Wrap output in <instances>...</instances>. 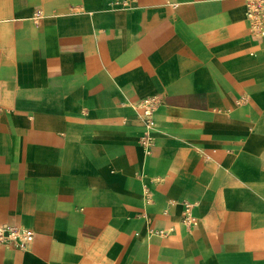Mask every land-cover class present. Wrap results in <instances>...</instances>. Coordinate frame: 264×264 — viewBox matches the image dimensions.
I'll use <instances>...</instances> for the list:
<instances>
[{
  "label": "crops",
  "instance_id": "crops-1",
  "mask_svg": "<svg viewBox=\"0 0 264 264\" xmlns=\"http://www.w3.org/2000/svg\"><path fill=\"white\" fill-rule=\"evenodd\" d=\"M119 1L0 0V225L34 233L0 264H264L246 0Z\"/></svg>",
  "mask_w": 264,
  "mask_h": 264
},
{
  "label": "built area",
  "instance_id": "built-area-1",
  "mask_svg": "<svg viewBox=\"0 0 264 264\" xmlns=\"http://www.w3.org/2000/svg\"><path fill=\"white\" fill-rule=\"evenodd\" d=\"M131 0H120L122 6H128ZM245 16L249 23L251 33L255 36L264 35V0H246ZM160 103L158 96H148L136 104V109L143 120L144 133L141 143L149 145L152 140L151 131L154 128V111ZM184 208L181 217V224L191 226L194 223V217L191 214L192 203L184 201ZM158 234H166L167 230H155ZM32 230L22 226L0 225V242L5 245H11L16 248H26L33 240Z\"/></svg>",
  "mask_w": 264,
  "mask_h": 264
}]
</instances>
